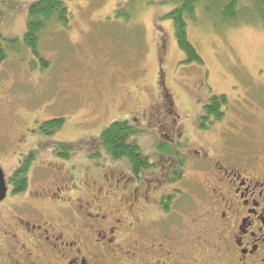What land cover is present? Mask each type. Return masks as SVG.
Returning <instances> with one entry per match:
<instances>
[{
	"label": "rangeland",
	"instance_id": "374dc122",
	"mask_svg": "<svg viewBox=\"0 0 264 264\" xmlns=\"http://www.w3.org/2000/svg\"><path fill=\"white\" fill-rule=\"evenodd\" d=\"M38 1L0 0L7 53L0 64V167L7 186L34 153L30 191L50 194L71 175L108 197L113 216L131 219L134 210L130 216L126 198L134 187L130 168L103 153L94 156L100 134L114 122L129 121L139 133L143 155L162 170L159 174L170 161L158 152V144H177L180 157L190 161L185 180L164 190L194 191L199 203L186 199L174 206L178 213L189 212L176 226H184L186 218L193 227L202 226L200 185L213 176L199 166L200 158L207 154L215 165L224 152L264 150V22L221 26L199 6L188 36L204 64H185L172 21L165 19L172 6L135 0L133 21L125 24L114 12L131 0H62L72 14L70 29L55 25L44 34L38 51L49 65L43 69L24 44L28 10ZM242 5L253 4L242 0ZM221 95L228 98L225 117L200 129L204 105ZM62 119L63 127L52 135L43 130L44 123ZM59 144L75 146L69 159L58 155ZM49 169L60 176L44 179Z\"/></svg>",
	"mask_w": 264,
	"mask_h": 264
},
{
	"label": "flooded vegetation",
	"instance_id": "af4514ba",
	"mask_svg": "<svg viewBox=\"0 0 264 264\" xmlns=\"http://www.w3.org/2000/svg\"><path fill=\"white\" fill-rule=\"evenodd\" d=\"M166 158L164 174L157 162L139 179L129 174L134 187L126 198L134 214L126 220L113 216L108 197L71 175L50 194L29 186L13 195L9 184L0 203V264H264V150L224 152L215 165L207 154L200 158L213 178L200 185L198 227L188 218L176 226L189 212L173 210L186 199L199 203L194 191L164 190L185 180L190 161L180 153ZM151 174L157 176L147 179ZM58 176L49 169L44 179Z\"/></svg>",
	"mask_w": 264,
	"mask_h": 264
},
{
	"label": "trees",
	"instance_id": "16d2710c",
	"mask_svg": "<svg viewBox=\"0 0 264 264\" xmlns=\"http://www.w3.org/2000/svg\"><path fill=\"white\" fill-rule=\"evenodd\" d=\"M158 1L161 5L173 7L166 14L165 19L172 21L176 42L180 51L185 55V64H204L188 36L189 23L197 21L196 15L199 6H202L206 15L217 19L221 26L258 20L264 22V0H249L253 4L251 7L243 6L242 0ZM135 11V0H131L126 6H118L114 12V18L122 20L125 24H130L133 21ZM71 21L72 14L62 0H40L30 6L24 44L40 58L43 69L49 65V62L44 60L38 51L44 34L55 25L70 29ZM5 42L0 34V64L7 59ZM227 103L228 98L225 95L211 96L208 103L203 107L204 117L201 119L200 129L208 130L212 124L221 122L225 117L223 108H226ZM64 123L65 120L63 119L46 122L43 130L46 129L45 132L52 135L54 131L60 130ZM138 136L139 133L129 121L114 122L97 138L99 148L94 156L100 158L101 153H103L113 162H125L130 168L131 175L139 179L141 174L155 166L148 157L143 155L138 144ZM58 146L62 151L58 155L65 159H69L70 152L75 151V146L71 144H59ZM157 150L165 157H174L178 154L169 143L158 144ZM33 160L34 153H31L11 177L9 184L13 186V195L24 194L28 191L30 186L29 173Z\"/></svg>",
	"mask_w": 264,
	"mask_h": 264
},
{
	"label": "water",
	"instance_id": "95a60500",
	"mask_svg": "<svg viewBox=\"0 0 264 264\" xmlns=\"http://www.w3.org/2000/svg\"><path fill=\"white\" fill-rule=\"evenodd\" d=\"M8 193V186L4 178V173L0 167V203L6 198Z\"/></svg>",
	"mask_w": 264,
	"mask_h": 264
}]
</instances>
